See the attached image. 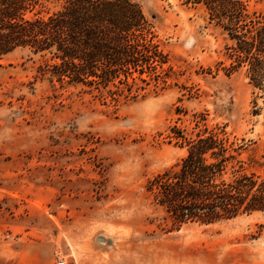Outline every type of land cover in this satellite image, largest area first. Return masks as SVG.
I'll use <instances>...</instances> for the list:
<instances>
[{
    "label": "rangeland",
    "instance_id": "rangeland-1",
    "mask_svg": "<svg viewBox=\"0 0 264 264\" xmlns=\"http://www.w3.org/2000/svg\"><path fill=\"white\" fill-rule=\"evenodd\" d=\"M131 1L169 55L162 90L114 100L42 79L28 50L4 60L0 264H264V212L175 229L147 189L186 156L178 132L226 127L245 139L244 167L259 169L264 94L243 72L225 76L226 37L205 6ZM243 1L264 13V0Z\"/></svg>",
    "mask_w": 264,
    "mask_h": 264
},
{
    "label": "trees",
    "instance_id": "trees-1",
    "mask_svg": "<svg viewBox=\"0 0 264 264\" xmlns=\"http://www.w3.org/2000/svg\"><path fill=\"white\" fill-rule=\"evenodd\" d=\"M187 2L205 6L208 23L225 35L228 65L218 64L225 76L243 72L253 93L264 94V13L243 0ZM18 49L41 57L38 73L49 83L114 100L164 89L171 70L152 23L131 0H0V71ZM172 137L185 141L187 154L147 189L175 229L264 212V154L248 171L245 139L226 127Z\"/></svg>",
    "mask_w": 264,
    "mask_h": 264
},
{
    "label": "built area",
    "instance_id": "built-area-1",
    "mask_svg": "<svg viewBox=\"0 0 264 264\" xmlns=\"http://www.w3.org/2000/svg\"><path fill=\"white\" fill-rule=\"evenodd\" d=\"M57 264H68L66 260L60 259Z\"/></svg>",
    "mask_w": 264,
    "mask_h": 264
}]
</instances>
